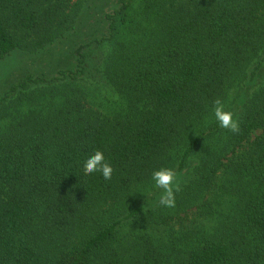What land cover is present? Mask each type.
Returning <instances> with one entry per match:
<instances>
[{
  "label": "trees",
  "instance_id": "obj_1",
  "mask_svg": "<svg viewBox=\"0 0 264 264\" xmlns=\"http://www.w3.org/2000/svg\"><path fill=\"white\" fill-rule=\"evenodd\" d=\"M96 2L0 0V68L74 47L58 76H12L0 95V264H264V0H116L107 36L75 46ZM136 2L146 37L117 40ZM100 80L110 115L88 106L83 83ZM96 150L110 180L84 174ZM160 168L181 175L174 207Z\"/></svg>",
  "mask_w": 264,
  "mask_h": 264
},
{
  "label": "rangeland",
  "instance_id": "obj_2",
  "mask_svg": "<svg viewBox=\"0 0 264 264\" xmlns=\"http://www.w3.org/2000/svg\"><path fill=\"white\" fill-rule=\"evenodd\" d=\"M117 6L116 0H100V2H96L94 8L98 12V15L93 17L91 16L92 18L90 17V21L88 20L89 23L84 26V29L81 31L80 35L75 37L74 45H80L82 42H88L90 39L92 40H90L91 44L94 42V40H99L104 33V35L107 36L108 32L106 33L102 22L99 21V14L101 9H104L106 12H108L117 8ZM131 18L132 22H124L122 26L119 25V33L117 34L116 38L117 40L122 39L124 42H131L142 40L146 37L145 31L147 22L138 10V2H136L133 7ZM65 44V41H63L62 43L57 44L49 49L47 48L46 52L37 56L16 53L15 59H7L4 61L2 63V68H0V95L5 87L9 86V83L12 81V76H20L23 73H30L35 76L44 77L47 80L58 76L59 72L65 71V62L67 59L74 61V55L72 54V49L74 47H72L71 44L69 46L68 44ZM95 46H97L95 43L92 44L93 54H91L90 59L93 64L97 65L102 53H110V51L113 50L114 45H111L108 42L104 45V47L101 48ZM98 78L99 76L97 79H95L98 80ZM89 82L91 81L89 80ZM103 82L104 81L100 80L97 84H90L88 81H84L83 84L88 88V106L101 114L110 115L114 112V110L119 108L120 100L116 96L112 95L110 91H108ZM58 100L59 95L56 94L53 104L56 105ZM46 105L47 104L45 101L41 103V107L44 109L46 108ZM29 109L30 108L27 104L23 105L20 108V113L25 114ZM177 180L178 182L181 181V175L177 174ZM139 204V206L143 205L142 203ZM212 224L213 221L209 222L207 226L209 227Z\"/></svg>",
  "mask_w": 264,
  "mask_h": 264
},
{
  "label": "clouds",
  "instance_id": "obj_3",
  "mask_svg": "<svg viewBox=\"0 0 264 264\" xmlns=\"http://www.w3.org/2000/svg\"><path fill=\"white\" fill-rule=\"evenodd\" d=\"M213 114L219 126L233 133L240 131L239 121L234 119L231 111L225 110V104L221 99L213 102ZM95 172L102 174L105 180H110L113 173V167L105 159L102 151L96 150L84 162V174L90 175ZM152 180L155 187L161 189L159 204L165 207L175 206V193L180 191L177 174L171 168H160L153 172Z\"/></svg>",
  "mask_w": 264,
  "mask_h": 264
}]
</instances>
